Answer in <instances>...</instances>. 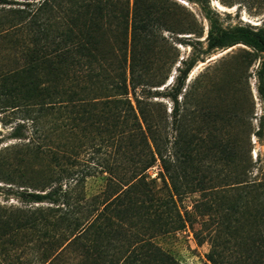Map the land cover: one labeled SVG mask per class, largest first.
I'll return each mask as SVG.
<instances>
[{
	"label": "trees",
	"instance_id": "16d2710c",
	"mask_svg": "<svg viewBox=\"0 0 264 264\" xmlns=\"http://www.w3.org/2000/svg\"><path fill=\"white\" fill-rule=\"evenodd\" d=\"M0 5V115L21 120L19 142L0 149V182L33 205L0 206V264L26 251L38 264H180L154 240L188 223L209 245L205 264H264V177L216 125L227 116L185 88L195 62L155 90L177 61L161 62L164 32L190 46L178 36L204 35L187 13L169 0ZM206 19V52L244 44L264 54L263 30ZM258 78L264 90V58ZM99 176L104 189L87 197ZM192 194L187 219L179 202Z\"/></svg>",
	"mask_w": 264,
	"mask_h": 264
},
{
	"label": "rangeland",
	"instance_id": "374dc122",
	"mask_svg": "<svg viewBox=\"0 0 264 264\" xmlns=\"http://www.w3.org/2000/svg\"><path fill=\"white\" fill-rule=\"evenodd\" d=\"M21 1V0H16ZM176 3L180 10L187 13L190 19L204 30L201 38L195 35H179L178 37L192 45H186L164 32L168 44L161 46V62H168L177 57L176 64L169 73L166 85L156 88L164 92V88L173 84L178 75L177 69L183 68L182 62L194 61L195 64L186 80L185 88L192 91L195 101H203L205 110L215 108L220 115L227 116L226 121L216 123L222 125L227 132L226 138L233 143L243 146L249 152L254 162L253 176L264 177V90L260 88L258 72L264 54L244 44L229 48L206 52L205 42L208 32L206 14L216 16L225 29L241 27L253 31L264 32V0H169ZM2 6L0 5V8ZM191 37V39H186ZM3 47V44H1ZM11 65V63L9 64ZM8 66V65H7ZM167 107L170 113L172 104L168 99L157 98ZM19 114L7 111L0 115V149L19 141L12 139L13 128L20 122ZM213 123H209L212 127ZM258 133V135H256ZM159 167L149 171L156 178ZM102 177L91 178L86 183L87 197L98 195L105 186ZM23 188L0 182V206L7 209H27L30 205L20 196ZM199 194L188 195L179 202L182 214L191 218L193 205L199 199ZM188 214V215H187ZM155 243L173 256L180 264H205L209 245H199L194 237L189 223L185 229L156 238ZM31 252L22 255L19 264L34 263Z\"/></svg>",
	"mask_w": 264,
	"mask_h": 264
}]
</instances>
